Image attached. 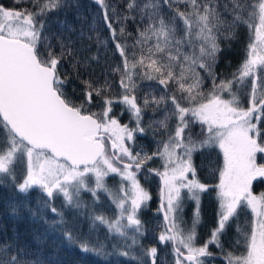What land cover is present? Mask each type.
<instances>
[{
    "label": "snow or ice",
    "instance_id": "obj_1",
    "mask_svg": "<svg viewBox=\"0 0 264 264\" xmlns=\"http://www.w3.org/2000/svg\"><path fill=\"white\" fill-rule=\"evenodd\" d=\"M94 3L122 59V67L113 69L122 89L118 96L110 95L107 78L103 83L83 78L95 56L77 59L79 51L70 39L46 31L49 13L71 6L70 0L0 5V183L10 181L20 193L39 188L48 198L45 206L57 215L62 214L50 203L56 195L63 196L65 206L80 208L81 192L95 200L106 193L116 212L113 217L94 213L93 222L123 238L125 249H131L146 235L140 212L151 195L138 179L146 170L160 178L157 211L163 225L156 240L171 245L172 264H206L203 258L213 256L209 245L221 249L227 264H264V191H253L254 182H264V163L257 161L264 154V0H147L142 6L128 0L123 12L108 0ZM136 10L147 19L129 45L127 38L133 34L125 22L135 19L131 14ZM241 26L249 30L245 59L230 79L219 78L215 66L224 51L221 41L234 40ZM66 59L83 85L79 103L65 91L70 74L61 69ZM206 79L212 83L208 91L203 88ZM248 79L251 91L245 107L235 89ZM138 81H155L164 92L138 95ZM95 98L102 102L99 112L90 109ZM116 104L123 106L121 114H129L131 127L112 114ZM161 105L166 106L164 115L154 121L153 132L166 139L151 154L134 152L137 135L146 134L144 113ZM196 125L199 129L193 132ZM212 148L223 158L215 184L201 182L194 163L195 153ZM154 158L162 161V171L145 169ZM17 165L25 169L21 180ZM110 176L119 178L115 188L106 183ZM210 190L218 202L216 226L197 245L201 194ZM185 194L194 202L187 228ZM245 209L251 212L249 227L237 240L243 251H224L221 237ZM65 235L75 242L71 232ZM80 247L105 254L103 244L84 240ZM141 249L147 257L143 264H159L158 246ZM0 264L22 262L6 246L0 249Z\"/></svg>",
    "mask_w": 264,
    "mask_h": 264
},
{
    "label": "trees",
    "instance_id": "obj_2",
    "mask_svg": "<svg viewBox=\"0 0 264 264\" xmlns=\"http://www.w3.org/2000/svg\"><path fill=\"white\" fill-rule=\"evenodd\" d=\"M109 3L116 5L120 11L125 10L128 0H108ZM147 0H136V3L143 5ZM71 6L63 7L57 11L49 13L46 19V31L58 33L66 39H70L73 46L78 49L77 59L95 56V60H90L87 72H82L83 78H91L94 81L103 83L105 78L112 82L110 95L118 96L122 89L119 87V73L113 72L118 66L122 67V59L115 49V45L110 36L109 30L105 27L101 9L94 0H70ZM0 5L13 7V0H0ZM167 12V8H164ZM131 15L135 19L125 22L126 30L132 33V37L127 38V43H133V37L137 34V28L143 27L147 15L139 10ZM144 19H141V16ZM119 24L114 22V27L119 28ZM117 39H121L117 36ZM249 42V30L246 26H241L236 33V38L230 42L221 41L224 51L220 54L219 63L215 66V72L219 78L230 79L232 73L245 59L246 48ZM55 43V41H53ZM61 72L70 74L69 83L66 86V94L80 102L83 85L80 80L75 79V72L71 64L66 59ZM201 74L204 73L201 71ZM142 95L145 90L159 95L164 92L162 86L155 81H138ZM212 87L211 80L206 79L203 85L205 91ZM241 100L242 106H247L249 92L251 91V81L246 80L244 85L235 89ZM227 96V94H225ZM102 102L95 98L90 106L91 111L99 112ZM165 105H161L160 110L149 109L144 113L143 125L146 134L137 135L133 144V151H143L151 154L157 151L158 142L166 139L157 132L154 134V121L162 119ZM167 107H171L170 103ZM123 106L116 104L113 107L115 115L121 123H129L130 117L127 112L121 114ZM175 121L170 122L174 127ZM130 124V123H129ZM151 125V127H149ZM199 125L194 126L193 132L198 131ZM261 161L264 163V156ZM222 154L218 148L205 149L194 154V163L197 168L201 182L215 184L218 182V169L222 167ZM154 169H162V161L154 158L145 166ZM141 185L150 193L151 200L148 206L140 212V218L144 222L146 235L140 237V243L131 249H125L123 238L116 237L108 233L104 225L94 223L93 214L103 213L105 216L113 217L116 209L106 193H99V200H95L91 193L85 192L82 207L74 208L65 206L62 195H56L51 200L59 213H53L44 202L47 196L38 188H32L28 193H20L9 181L0 183V249L10 246L12 254L18 255L22 264H143L147 257L143 256V247L158 246L159 264H172L171 245L159 244L156 237L162 230L163 216L157 209L160 202V180L154 173L142 170L138 174ZM119 179L110 176L107 179L109 187L115 188ZM253 191L259 194L264 191V182H254ZM194 202L187 199L185 194L183 210V227H190L192 223ZM218 202L215 190L201 194L200 201V224L197 226V245L203 244L209 237L211 230L216 226ZM251 212L249 209L239 213L238 218L230 222L227 230L221 237L224 251H232L240 254L243 251L241 232L247 231ZM62 221V222H61ZM71 232L74 241H70L65 233ZM131 234V233H130ZM87 240L91 245L103 244V255L81 250L80 242ZM131 244V240H127ZM128 250L129 256L120 255V251ZM209 251L213 253L211 257H205L206 264H226L221 249L215 245H209ZM150 264V262H149Z\"/></svg>",
    "mask_w": 264,
    "mask_h": 264
},
{
    "label": "rangeland",
    "instance_id": "obj_3",
    "mask_svg": "<svg viewBox=\"0 0 264 264\" xmlns=\"http://www.w3.org/2000/svg\"><path fill=\"white\" fill-rule=\"evenodd\" d=\"M124 124H129V123H124ZM129 126L131 127L132 124H129ZM258 156H264V154H258L257 155V161L258 163H263V161H261V157H258ZM264 158V157H263ZM25 174V169L23 166L21 165H17L16 167V177H17V180H21L23 178V175ZM109 178V177H108ZM106 178V183H107V179ZM118 178V177H117ZM119 179V178H118ZM39 189V188H38ZM84 196H85V192H81V196H80V200L81 199H84Z\"/></svg>",
    "mask_w": 264,
    "mask_h": 264
},
{
    "label": "water",
    "instance_id": "obj_4",
    "mask_svg": "<svg viewBox=\"0 0 264 264\" xmlns=\"http://www.w3.org/2000/svg\"><path fill=\"white\" fill-rule=\"evenodd\" d=\"M159 177V176H158ZM159 180H160V178H159ZM160 187H161V182H160ZM161 202V201H160ZM160 202H159V205H160ZM163 216V215H162ZM227 264V263H226Z\"/></svg>",
    "mask_w": 264,
    "mask_h": 264
}]
</instances>
